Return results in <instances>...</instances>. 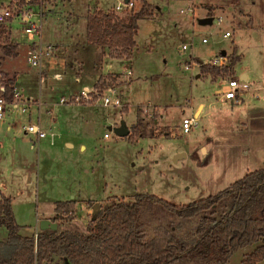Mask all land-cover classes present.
Listing matches in <instances>:
<instances>
[{
	"label": "rangeland",
	"instance_id": "374dc122",
	"mask_svg": "<svg viewBox=\"0 0 264 264\" xmlns=\"http://www.w3.org/2000/svg\"><path fill=\"white\" fill-rule=\"evenodd\" d=\"M48 1L43 39L60 44L56 58L47 56L35 67L23 48L25 59L5 64V70L19 71L17 89L23 87L24 95L37 99L28 102L27 111L8 107L0 120V195L12 197L23 233L38 232L40 220L51 219L60 200H83L77 201L75 219L61 228L86 232L98 208L110 201L144 193L188 204L264 168V0H148L153 15L139 21L132 57L115 59L87 42L86 29L89 12L116 10L119 0ZM134 3V8L141 6V0ZM190 6L195 7L193 14L181 12ZM212 7L213 23L200 24ZM130 10L118 12L128 15ZM12 32L14 40L24 39L19 21ZM224 50L225 64L233 52L242 58L236 65L239 97L228 101L217 90L235 76L202 75L199 62L211 63ZM77 59L84 67L78 92L103 76L108 84L98 85L116 87L122 107L105 106L102 100L58 104L71 95L67 86L74 81L71 69ZM107 63L116 71L109 72L113 80ZM51 66L66 72L63 80L54 78ZM242 72L249 73L248 81L240 78ZM202 101L206 107L199 124L183 133L182 119L194 117ZM122 120L130 134L137 126L145 136L133 142L130 134L120 137L109 129ZM29 124L40 125L48 136L26 132ZM175 224L180 234L196 221L176 219ZM256 246L238 249L228 264H242Z\"/></svg>",
	"mask_w": 264,
	"mask_h": 264
},
{
	"label": "trees",
	"instance_id": "16d2710c",
	"mask_svg": "<svg viewBox=\"0 0 264 264\" xmlns=\"http://www.w3.org/2000/svg\"><path fill=\"white\" fill-rule=\"evenodd\" d=\"M212 7L209 16H214ZM153 15L148 0L128 15L97 8L87 15V40L106 48L115 58H130L137 47L139 21ZM19 43L12 32L0 27V66L19 56ZM242 60L233 52L230 61L215 66L200 60L201 74L213 78L236 75ZM112 80L114 77L109 75ZM105 77L98 84H108ZM0 83L11 101L16 76L0 72ZM166 131V129H165ZM145 134L133 128L128 136L137 141ZM77 200L56 202L54 216L58 228L25 234L17 221L12 197L0 195V264H228L240 248L257 244L244 255L242 264L264 260V168L248 173L217 195L188 204H175L156 195L140 193L133 200L116 199L98 208L87 231L61 228L75 219ZM196 221V226L178 233L175 220Z\"/></svg>",
	"mask_w": 264,
	"mask_h": 264
},
{
	"label": "built area",
	"instance_id": "2783aa9c",
	"mask_svg": "<svg viewBox=\"0 0 264 264\" xmlns=\"http://www.w3.org/2000/svg\"><path fill=\"white\" fill-rule=\"evenodd\" d=\"M48 2V0H9L8 3L0 6V27H7L12 32V27L15 21H19L20 24H22V36H24V42H26L28 50L27 60L35 67H40L43 59L47 56H51L54 52L52 45L45 44L43 39ZM134 4V0H119L115 6V9L117 11H122L128 8L132 9ZM181 12L184 14H193L195 12V7L190 6L187 10L182 9ZM218 19L219 21H222L221 17ZM230 35V31L225 33V36ZM203 41L206 42L207 39H204ZM183 48L186 49L187 46L184 45ZM224 60H226V57L220 56L219 58L213 59L211 64L215 66H222L225 64ZM111 67V63L107 64L108 72ZM39 71L40 81L41 83H45L46 78L43 74V70ZM127 73L132 74V71L128 70ZM54 78L60 80L62 79V76L60 74H54ZM74 81L77 84H81L82 79L79 75H76L74 77ZM96 83L92 87L89 85H84L80 88L79 92L72 93L69 97H62L60 103L58 104H81L82 102L90 104L102 100L105 106H123L122 99L119 97L116 87L110 85H96ZM240 89V79L233 77L229 79L225 88L220 89L219 94H221V96L225 97L226 99H236L239 97ZM21 95L22 94L20 91L15 88L14 97L10 101L6 96L5 85L0 84V120L5 119L8 107L13 108L14 110L20 109L21 111H27V107L30 106L28 102H32L33 99H27ZM52 119L54 120L55 118L52 117ZM198 124L199 117H184L182 119L183 133L191 132L194 127H197ZM25 131L32 134H37L39 138L48 136V132L37 124H29L25 126ZM104 136L106 139H110L111 133L106 132Z\"/></svg>",
	"mask_w": 264,
	"mask_h": 264
},
{
	"label": "crops",
	"instance_id": "0c3cea01",
	"mask_svg": "<svg viewBox=\"0 0 264 264\" xmlns=\"http://www.w3.org/2000/svg\"><path fill=\"white\" fill-rule=\"evenodd\" d=\"M8 1L9 0H4V2H1L0 3V6L1 5H4V4H6V3H8ZM51 8V7H50ZM51 15V13L50 14H48L47 15V17L48 16H50ZM205 17H209V15H208V13L205 15ZM86 31H87V29H86ZM86 40H87V32H86ZM12 41L13 42H17V43H19V56L18 57H10V58H6L5 60H3L2 61V64H1V66H0V72H6V73H9L11 76H16V82H17V80H18V76H19V71L18 70H12V71H7V70H5V64L8 62V61H11V62H14V61H17L21 56H23V58L25 59V57H24V54H21V50L23 49V48H27V44H26V42H24V39H22V40H14L13 39V32H12ZM87 42H88V40H87ZM44 43L45 44H48V45H52V47L54 48V52H53V54L50 56L51 58H54L55 56H57V54H58V50L60 49V48H57V45H60V44H58V43H53V42H51V41H48V40H46L45 39V37H44ZM89 43V42H88ZM90 44V43H89ZM26 45V46H25ZM92 45V44H91ZM98 47V46H97ZM99 48H101V47H99ZM103 49V51H104V53H105V55L107 56V57H109L110 58V56L108 55V52H107V49L105 48H102ZM132 57V56H131ZM56 58V57H55ZM113 59V58H112ZM82 63H83V61H81V60H76L75 61V63L72 65V76H71V78H73V77H75L76 75H79L80 77H81V79H82V82H81V84L84 82V75H83V70H84V67H83V65H82ZM107 64H109V63H107ZM112 64V63H111ZM112 68V67H111ZM51 69L54 71L53 73L54 74H60L61 76H62V79H60V80H57V81H61V80H63V78H64V75H65V73L66 72H62L61 70H58V69H56V66H51ZM44 70H45V72H46V75H47V69L46 68H44ZM111 71V69L109 70V72ZM235 71H236V67H235ZM107 72H108V69H107ZM111 72H116V71H111ZM197 76H200V74L199 75H197ZM235 77L237 76V75H234ZM100 77V75L96 78V82H97V80H98V78ZM249 77H250V75H249V73H245V72H242V74H241V79H243V80H246V81H248V79H249ZM72 80V79H71ZM95 82V83H96ZM73 83L75 84V85H73ZM94 83V84H95ZM77 85H80V84H77V83H75L74 81L72 82L71 81V83L67 86V92L69 93V94H72V93H75V92H78V86ZM15 88L17 89V86H16V83H15ZM18 91H19V89H17ZM220 91V89H218L217 90V92H219ZM20 93L21 94H23V97H25V98H32V94H28V95H24V90H23V87H21V90H20ZM220 98H222V99H226L225 97H223V96H220ZM35 100H37L36 98H34ZM33 99V100H34ZM227 101L228 100H234V99H226ZM31 105V104H30ZM205 107H206V102H200L199 103V105L197 106V108L195 109V111H194V115H195V117H197L198 115V117H200L203 113H204V111H205ZM67 145H69V146H71V144H69V143H67ZM75 199V198H74ZM77 200V199H76ZM77 201H83V200H77ZM36 231V230H35ZM34 231V232H35Z\"/></svg>",
	"mask_w": 264,
	"mask_h": 264
},
{
	"label": "water",
	"instance_id": "95a60500",
	"mask_svg": "<svg viewBox=\"0 0 264 264\" xmlns=\"http://www.w3.org/2000/svg\"><path fill=\"white\" fill-rule=\"evenodd\" d=\"M127 1H129V0H127ZM213 21H214V17L209 16V17H204V18L200 19L199 23L203 24V25H207V24H212ZM222 54L224 56H226L227 51L224 50L222 52ZM109 129L114 130V132L120 137H126L130 134V128L127 126L125 120H122L119 126H116V127L109 126ZM39 228L41 230H46V229L56 230L58 228V222L55 221L54 218H51V219L44 218V219L40 220ZM58 259H59V257L57 255H54V260L51 262V264H55Z\"/></svg>",
	"mask_w": 264,
	"mask_h": 264
}]
</instances>
